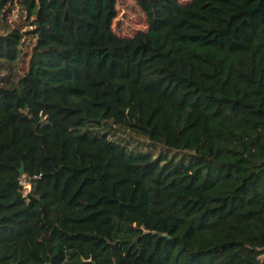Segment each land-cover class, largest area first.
Here are the masks:
<instances>
[{
	"label": "trees",
	"instance_id": "obj_1",
	"mask_svg": "<svg viewBox=\"0 0 264 264\" xmlns=\"http://www.w3.org/2000/svg\"><path fill=\"white\" fill-rule=\"evenodd\" d=\"M134 2L0 0V264H264V0Z\"/></svg>",
	"mask_w": 264,
	"mask_h": 264
},
{
	"label": "rangeland",
	"instance_id": "obj_2",
	"mask_svg": "<svg viewBox=\"0 0 264 264\" xmlns=\"http://www.w3.org/2000/svg\"><path fill=\"white\" fill-rule=\"evenodd\" d=\"M184 2L186 0H180ZM147 20L142 10L134 0H118L117 17L113 21V28L120 35L131 34L136 29H144ZM28 187V184H25Z\"/></svg>",
	"mask_w": 264,
	"mask_h": 264
},
{
	"label": "water",
	"instance_id": "obj_3",
	"mask_svg": "<svg viewBox=\"0 0 264 264\" xmlns=\"http://www.w3.org/2000/svg\"><path fill=\"white\" fill-rule=\"evenodd\" d=\"M23 169H24L23 162H21V164H20L18 170H19V172L22 173V172H23Z\"/></svg>",
	"mask_w": 264,
	"mask_h": 264
}]
</instances>
